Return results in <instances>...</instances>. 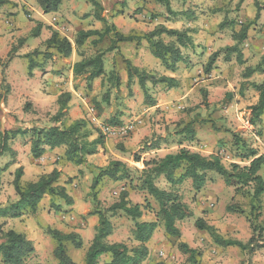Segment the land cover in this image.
<instances>
[{
    "label": "rangeland",
    "instance_id": "rangeland-1",
    "mask_svg": "<svg viewBox=\"0 0 264 264\" xmlns=\"http://www.w3.org/2000/svg\"><path fill=\"white\" fill-rule=\"evenodd\" d=\"M87 1L89 0H81L80 2L82 5L85 4L88 11H97L100 15L105 14L102 6L101 10H97L93 3ZM206 1L219 3L223 0ZM255 1L256 0H237V3L233 4V0H230L232 8L228 12L231 13V18L223 17L220 23L215 26L217 31L225 30V32L233 38L234 43L232 45L223 44L219 46L216 51H212L209 54L207 59L203 58L202 55V48H204L203 46L206 45V42H204L203 46H197L195 48V54H192V57L196 58L198 56V58L195 62H188L187 66L182 70V75L181 72L178 73L179 78L183 79V81H178L180 89L176 90L177 93L174 96L166 99V102L172 101L176 103L178 101L177 97H180L181 94H186L185 102L177 109L169 108L164 111L162 109L151 111L150 116L153 118L149 121V124H151V131L147 137L140 142L141 147L136 149L133 153L130 152L129 154L121 156L118 151L114 150L115 148L120 149L121 147L125 150L124 142L126 140L122 137L120 139H114V137L111 139L110 135H113L114 129L118 126H112L110 118L115 117V120L123 124L125 120L140 114L144 104H146L144 95L142 94L143 90L140 87L138 88V86L135 88V82H133L129 88L126 82L121 83L117 88L109 85L106 79H103L102 82L99 81V78L93 80L91 85L86 87L83 76H77L75 78L77 83H75L74 86L82 88L81 92L83 94H81V97L84 98V101L76 97L78 101L73 103L72 107L68 106L62 120L65 119L66 122L69 123L74 119H86L89 125L93 127L92 134L89 137L90 140L97 136L96 129H99L100 133L103 135L104 144L106 143L105 137L108 138V143H106L104 151V153L108 154V157L99 149L96 152V154L99 153L96 156V163H87L86 161V164L84 163V169H77L74 167L76 166L74 164L72 170L70 166L66 168L68 172L67 176L73 175V177L68 178L64 184L68 185V188L72 187L76 192L79 190V192L86 195L91 202L90 210L86 213L85 217L92 216L97 219V215L89 214V212L95 208V205L92 203L91 197L88 194L92 177L97 173L95 167L105 166L111 158H118V155H120L121 157L127 156L129 161L121 160L128 163L129 166L141 169L143 168V159L153 158L150 155H146L145 152L149 151V145L154 142H159L160 147L169 149L170 151L177 149V144L180 140H183L182 142L185 145L193 146L205 143L207 148L202 154H217L226 167L232 162L230 160L235 161L234 154L237 148L236 144H234V139L236 137L245 141L246 144L255 148L259 153L264 154V112L259 118L252 117L251 107L258 101V93L250 85L251 82H262L264 80V72L255 71L250 76L246 77L247 68L255 67L264 56V0H257L260 5L257 18H255L257 13ZM244 2L245 4L242 5ZM133 4L135 3L129 1L128 8L134 7L135 5L133 6ZM261 4L263 6H261ZM111 14L112 13L106 18L108 24H112L109 19ZM52 16L53 12L46 13L45 15L48 19ZM213 22L216 23V20ZM104 26L105 24L101 22L100 30H103ZM113 36L112 30L104 38L96 41V43H92V39H99L98 36H93L88 39L81 48L82 55H80V52L76 51V57H90L100 50L105 52L104 55L109 54L110 56L111 51H106V49ZM35 37L36 36L32 35L29 36V42L35 40ZM75 37L76 35L74 38ZM117 44L118 43H116V45ZM228 47H232L234 51L228 50ZM46 51L47 49L30 55L37 67L45 68L46 64H48L47 59L53 61V57L57 56L53 51H47V53ZM242 51H244V53H241ZM13 56L12 54L9 58L1 59L0 80L3 82L6 81L4 69ZM109 56H104V65L108 69L114 64V68L118 74L123 66V62H120L122 59H115V57L110 58ZM149 56L153 63L156 64L158 68H161L157 59L150 52ZM210 56L215 57L214 62L211 66V71L205 73V68ZM244 56L247 57L243 61L241 58ZM17 58L19 59L18 64L20 67L19 65L15 67H19L21 71H28L29 59L25 57V55ZM72 58V55L66 57V61L68 62L66 66H68V69ZM242 62H248V65L245 66ZM216 63L219 65H216ZM190 66H192L190 70L192 75L189 76L187 75V70H189ZM196 70L200 73H196ZM16 74L17 73L14 72L13 76L16 77ZM157 75L158 74H156V76ZM31 77L32 76L29 75V78ZM203 80H206L207 83H201ZM146 85L149 87L147 91L151 98H156V96L159 97V94L161 95L167 91L165 89L166 86L161 87L160 85H156V89H152L149 82H147ZM2 86L6 89L7 93L10 88L9 84L4 83ZM108 90H110L109 101L105 102L102 100V96L104 92ZM2 94L3 93L0 92V98ZM96 103L100 106L97 107L95 105ZM51 107H49V111H41L35 109L31 101L22 98L10 105H7L5 102L4 104L0 102V129L3 128V130L11 131L20 130L18 131L19 133L14 135V141L9 139L10 141L8 140L6 142V147L10 149L9 145H13L14 142L18 143L21 147L29 141L31 144V130L33 127L49 126L54 123L53 117L59 106L56 107L55 111H51ZM74 107L77 108L78 115L72 114L71 116L68 110ZM74 115L79 117L74 118ZM188 121L192 123L193 127H198L200 133L206 138H194V142H191L188 139H184L182 135H179L178 131L184 126L185 122ZM105 126H109L112 130L105 132L104 135L101 129ZM127 131V133H129L131 128ZM218 131H220V134H217V138L214 139V137L210 136V133L216 134ZM167 132L170 133V135L175 134L177 137L169 138V141L166 143L160 142V139H162L161 134ZM11 137L12 136H10V138ZM2 152L3 151H1L0 154ZM135 155H139L141 160L135 161ZM155 157L157 158L158 155ZM44 166L46 170H49L48 165ZM132 176L135 177V173H132ZM1 177L3 180L1 182L0 179V206L4 205V207H7L14 202V197L16 196L12 184L14 173L5 175L0 174V178ZM57 182L60 184L61 179L59 178ZM74 184L75 186H73ZM157 184L161 188L175 191L180 199L188 205L191 210V215L177 221L176 225L180 231L178 237L166 234L162 223L159 222L151 239L146 243L148 255L141 264H190L188 261V254L183 253L179 249V242H184L190 248L196 250L195 264H264V247L256 248L252 252H243L238 247L232 246L221 247L213 242L206 231L198 229L195 226V220L197 218H202L207 224L214 226L222 236L246 242L253 234L250 221L257 226L261 223L264 216V194L261 197L260 209L252 213L250 212V197L245 193L236 194L234 188L226 185L223 178L215 172H208L206 174V181L199 190L194 188L191 179H185L182 183L172 186L163 178H160L157 180ZM123 187L128 189V183L125 181H113L104 177L97 187L99 203L96 205V208L104 210L116 202L119 199V194ZM129 193H131L130 200L132 202H144V193L138 190H129ZM57 202L59 204L61 203V208L67 205L64 203V200L58 197L50 199V197L46 195L38 204L35 214L27 215L26 219L22 221H20L19 218L6 217L11 220L8 226L7 221H2L3 217H0V226L3 230H7L10 227L19 229L21 225H24L35 241L34 246L36 245L38 249L41 247L42 249L46 248L45 253H39L38 256H45L51 261L54 259L56 260L53 254L55 242L51 236L46 233V228H55L57 224L64 226L68 225V223L57 218V212H61V209L57 210L55 207ZM151 203L154 208H156V204L153 200H151ZM229 204L240 207L243 212L240 213L238 211L227 210ZM257 213L259 215L255 218ZM107 217L112 224V232L106 238V241L110 243H124L129 247L137 245V242L133 239L134 222L127 217L123 211L116 210L108 212ZM140 220H155V216L152 212L145 211ZM25 221L27 222L25 223ZM17 231L22 232L21 230ZM262 236L264 239V231L262 232ZM65 246L68 256L76 262H79L82 256L84 257L85 248L76 250L70 242H66ZM104 260L108 262L110 260V255L102 254L97 264L100 261L101 263L104 262Z\"/></svg>",
    "mask_w": 264,
    "mask_h": 264
},
{
    "label": "trees",
    "instance_id": "trees-1",
    "mask_svg": "<svg viewBox=\"0 0 264 264\" xmlns=\"http://www.w3.org/2000/svg\"><path fill=\"white\" fill-rule=\"evenodd\" d=\"M95 5L97 10L102 7L94 0H89ZM162 2L168 13H173L169 0H158ZM39 5L45 13L56 11L60 0H38ZM258 17L260 5L255 1ZM98 20L105 24L103 30L89 29L79 30L73 43L77 49L83 47L85 42L93 36L99 39H92V43L104 38L113 30V38L106 51H113L117 48L116 43L140 41L145 39L149 45L150 53L159 60V63L168 70L174 71L179 62H183L185 57L180 47H188L193 45L192 33L190 28L183 30H175L159 25L152 31L142 36L124 35L118 32L113 24H108L106 18L102 17L97 11L94 12ZM246 29V28H245ZM38 34V29L34 30L33 35ZM163 35L168 38L164 40ZM47 51L53 49L62 57H69L72 53L73 46L66 37H60L56 32L45 41ZM233 47V46H232ZM232 47L228 50L234 51ZM34 50L25 55L29 59V70L33 69L30 55L38 53ZM104 51L100 50L90 57H82L74 62L72 66L73 76H83L86 87L90 86L92 81L101 78L106 79L112 87L120 85V78L114 67L106 72L104 65ZM10 57V56H9ZM214 56H210L205 73L211 71L214 62ZM122 62L127 74V87L133 83V79L137 78L140 88L143 90L145 103L154 105L155 100L151 98L147 89V82L165 83L171 86L173 78L165 76H156L155 72L147 73L144 70L134 66L129 59L122 57ZM255 71L264 72V56L261 61L253 68H247L246 77ZM258 93V101L251 107L253 118H259L264 112V80L260 83L251 82L250 84ZM109 91L104 92L102 100L109 101ZM71 98L70 92H63L57 99L58 110L53 117L54 123L49 126L33 127L31 130V146L30 152L33 158H39L45 151V147L55 148L64 147V160L76 166L84 164L87 156L97 152V145H104L103 135L99 129H96L97 136L92 140L89 139L92 134L93 127L89 125L86 119H74L69 123L62 118L68 109V102ZM99 107V104H95ZM112 126L121 125L118 120L110 118ZM20 130H4L0 131V152L6 149V142ZM184 139L193 141L195 138V130L191 122H185L184 126L178 131ZM180 140L179 143H182ZM236 144V153L234 160L226 167L221 158L217 154L203 155L198 151H191L183 146L177 151L167 153L162 157H153L143 159V168L138 169L129 166L126 162L119 159H111L105 166L95 167L97 173L92 177L89 196L94 209L89 214L97 215V225L95 233L90 245L85 251V264H97L102 254L110 255V260L104 264H141L148 255V247L146 243L151 239L159 222L162 223L164 231L170 236L178 237L180 231L176 225L180 221L191 215V210L179 197V195L171 190L159 187L157 180L163 178L170 185L174 186L182 183L185 179H191L193 186L199 190L206 181L208 172H215L220 175L225 184L232 186L236 194H247L250 197V206L252 213L261 207V197L264 194V154L259 153L255 148L250 147L242 139L237 137L234 139ZM151 146L150 148H152ZM124 151L123 148H120ZM135 161H140L139 155L134 156ZM135 173V177L132 176ZM23 170L21 167L14 172L12 181L17 200L7 207L0 208V217L19 218L23 215H33L37 211L38 204L44 198L49 196L50 199L58 197L64 200V203L71 205L73 203L71 197L67 194L65 187L57 184L60 172L53 169L48 173L40 175L36 180L22 182L21 177ZM113 181H125L128 183V189L123 187L119 194V199L104 210L96 208L98 202L97 187L104 178ZM135 181V183H134ZM129 190H138L144 193L143 203H134L129 199ZM151 200L156 204L154 208ZM52 202V200H51ZM53 204V202H52ZM56 209L60 210L59 203L55 204ZM116 210L123 211L127 217L134 222L133 239L137 242L135 246H127L124 243H110L106 238L112 232V224L107 217L108 212ZM227 210L238 211L243 210L240 207L229 204ZM145 211L152 212L155 220H140ZM255 215V218L258 217ZM250 221V220H249ZM195 226L198 229L206 231L213 242L221 247H238L243 252H252L256 248L264 247V239L262 232L264 231V216L259 225H254L250 221V227L253 231L252 236L242 242L238 239L226 238L218 233L214 226L207 224L202 218L195 220ZM46 233L51 236L55 242L53 249L54 257L57 264H73L72 259L66 251V242H70L75 249L82 248V240L80 236L74 232L63 233L55 228L47 227ZM179 249L188 254L190 264H195L196 250L190 248L186 243L179 242ZM34 252L32 242L23 234L13 229L3 230L0 226V264H24L26 259Z\"/></svg>",
    "mask_w": 264,
    "mask_h": 264
},
{
    "label": "crops",
    "instance_id": "crops-1",
    "mask_svg": "<svg viewBox=\"0 0 264 264\" xmlns=\"http://www.w3.org/2000/svg\"><path fill=\"white\" fill-rule=\"evenodd\" d=\"M80 1L81 0H60L56 11H52L53 16L48 19L45 17L46 13L42 10L38 0H0V61L1 59L3 60L5 58H9V55H14L4 69L6 81L3 82L0 80V92L3 93L0 98V102H3V104L5 102L7 105H10L15 103L16 100L22 98L31 101L35 109L49 111V107L53 106L51 107V111H55L56 107H58L57 99L63 92H70L71 94V98L68 102L69 107H72L73 103L78 101L77 99L84 101V98L81 97V94H83L81 92L82 88L74 86V84L77 82L75 80L76 77L73 76L72 66L74 62L81 59L78 56L76 57V51L80 52V55H82V52L81 48L77 49L75 47L73 40L74 36L79 30H100L101 21L96 18L95 13L92 12V10L88 11L85 7V4L82 5ZM94 1L104 8L103 12H105V14H101L102 17L108 18L109 14L112 13L111 17L109 18L111 23L115 26L118 32L124 35L142 36L143 34L152 31L159 25H164L166 28L175 30H183L187 28L193 30V45H189L188 47L184 48L180 47L185 59L183 62H179L177 64V68L174 71L163 67L157 58V62L161 68H158V66L153 63L149 56V45L145 39H141L140 41L119 42L116 45L117 49H114L113 52L111 51L110 56L109 54L104 55L105 57H115V59L118 58L120 60L123 57L125 59H129L134 66L146 71L147 73L155 72L158 74L157 76L173 78L171 86H168L165 83L154 84L149 82L152 89H156V85H160L161 87L166 86L165 89L167 91L161 95L159 94V97L156 96V98H153V100H155L154 105L144 104L140 114L125 120L123 124L114 129L113 135H110L111 139H113V137L114 139H120L121 137L123 139L125 138V150L120 151V149H114L122 156L129 154L130 152L133 153L136 149L141 147L140 142L145 137H147L151 131V124H149L150 119H153L150 116L151 111L156 109H162L163 111L169 108L177 109L180 107V105H182L183 102H185L186 94H181L180 97H177L178 101L176 103L172 101L166 102V99L174 96L177 93L176 90L180 89L178 81H183V79L179 78L178 73L181 72L182 75V70L187 66L188 62H195L198 58V56L196 58L192 57V54H195V48L197 46H203L204 42H206V45L203 46L204 48H202V55L203 58L207 59L209 54L212 51H216L219 46L223 44L232 45L234 43L233 38L229 36L225 30L217 31L215 26L220 23L223 17L231 18L232 15L228 11L232 8V5L230 0H223L219 3L206 0H169L170 8L173 12L170 14L167 12L165 5L158 0ZM129 1L135 3L133 4V6H135L128 8ZM87 2L92 3L91 1ZM232 3L236 4L237 0H233ZM244 4L245 2L242 3V5ZM261 6L263 5L261 4ZM214 20H216V23L213 22ZM35 29H38L37 35H33ZM53 32H56L60 37H66L68 40H70L73 46L71 53L73 58L71 64H69V69L68 66H66L68 63L66 61V57H62L53 49H49L48 52L53 51L57 56L53 57V61L47 59L48 64H46L45 68L37 67L36 63L33 62V64H35L33 69L21 71L19 68L20 65L18 64L19 59L17 57L24 56L33 52L34 50H38L39 52L45 51V41L51 36ZM31 35L36 37L35 40L29 42L28 37ZM163 38L165 41L168 40V38L164 35ZM241 53H244V51ZM246 57L247 56H244L241 59L244 61ZM120 62L122 63V61ZM0 63H2V61ZM16 65H19V67H15ZM216 65L219 64L216 63ZM243 65H248V62L243 63ZM111 67H114V64ZM111 67L107 69L105 66L106 72H108ZM191 69L192 66H190L189 70H187V75L189 76L192 75L190 71ZM14 72L17 73L16 77L13 76ZM196 73L200 72H197L196 70ZM29 75L32 77L29 78ZM118 75L120 78V84L125 82L127 83V74L124 64L121 67V71H119ZM99 81L102 82L101 78H99ZM133 82H135V88L136 86H138V88L140 87L137 78H134ZM4 83L9 84L10 86L7 93L6 89L2 86ZM201 83H207V81L203 80ZM76 109V107L69 109V115L72 116V114H77ZM77 115H74V118L79 117ZM129 128H131V134L130 132L127 133ZM0 130L4 131L3 128ZM194 130L196 132V139L206 138L200 133V129L198 127H194ZM103 134L105 135V132H103ZM217 134H220V131H218L216 134L210 133V136L214 137L215 139L217 138ZM161 136L162 139H160V142L165 143L169 141V138L177 137L175 134L170 135L168 132L161 134ZM9 139L14 141V135ZM105 141L108 143L107 137H105ZM192 142H194V140ZM106 143L103 146L100 144L97 145V150L100 149L101 152L106 154V157H108V154L104 153ZM30 146L31 144L29 141L23 147H21L16 142H14L13 145H9L10 149L6 147V149L0 154V174H11L14 173L17 168L21 167L23 169L21 181L29 182L36 180L44 173H48L53 169H57L60 172V184L66 187L65 190L71 197L73 203L71 205L62 207L61 212H57V218L68 223V225L64 226L57 224L55 225V229L63 233L74 232L78 234L82 240V248H85L86 251L94 236L97 219L92 216L85 217L86 213L91 207L89 198L86 197V195L80 193L79 190L76 192L75 189H72V187L68 188V185L64 184L68 178L73 177V175H69L70 177L67 176L68 172L66 168L70 166L72 170L74 165L64 160V147H45L44 153L39 158H33L30 152ZM151 146L153 147L150 148ZM183 146L189 148L191 151H198L201 154L207 148L205 143H201L198 146H193L185 145L183 142H178L177 149L170 151L169 149H163L160 147L159 142H154L153 144L149 145V151L145 152V154L152 157H155L156 155H158V157H162L167 153L177 151L178 148ZM98 154L99 153H95L93 155L87 156V163L95 162L96 156ZM121 156L118 155V158L111 159H123L129 161L127 156ZM44 165H48L49 170H46ZM74 167L77 169H84V164ZM0 179L2 182L3 178L1 177ZM73 186H75V184ZM131 193H129V199H131ZM16 200L17 197L15 196L14 202ZM0 207H4V205H1ZM26 216L27 215H23L19 217V220L22 221L26 219ZM2 219V221H7V226L10 224V218L7 219L6 217H3ZM26 222L27 221H25V223ZM8 229L13 228L10 227ZM13 230H21L22 232L20 233H23L32 242L34 247V252L26 259L24 264H57V260L55 259L51 261L45 256H38L39 253H45L46 248L42 249L41 247L39 250L36 245L34 246L35 241L30 236L29 231L24 227V225H21L19 229L14 228ZM72 261L73 264H85L83 256L79 262H76L73 259ZM105 262V260L102 263L100 261L98 264H104Z\"/></svg>",
    "mask_w": 264,
    "mask_h": 264
},
{
    "label": "built area",
    "instance_id": "built-area-1",
    "mask_svg": "<svg viewBox=\"0 0 264 264\" xmlns=\"http://www.w3.org/2000/svg\"><path fill=\"white\" fill-rule=\"evenodd\" d=\"M130 129V128H129ZM128 129V130H129ZM102 130H103V132H109V131H111L112 129L109 127V126H105V127H103L102 128Z\"/></svg>",
    "mask_w": 264,
    "mask_h": 264
}]
</instances>
